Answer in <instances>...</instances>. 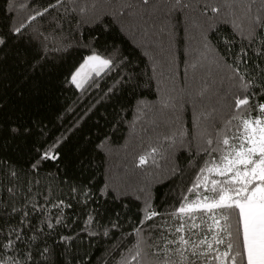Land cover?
<instances>
[{
  "label": "snow or ice",
  "instance_id": "1",
  "mask_svg": "<svg viewBox=\"0 0 264 264\" xmlns=\"http://www.w3.org/2000/svg\"><path fill=\"white\" fill-rule=\"evenodd\" d=\"M177 5L183 7L179 0ZM18 7L31 10L24 21L17 24L14 17L8 16L0 22V139L10 140L20 154L19 161L0 158V174L20 185L19 190L15 185L7 189L9 201L0 210V264H90L85 257L76 255L83 246L82 237L86 234L88 241L110 238L119 230L121 239L125 238L127 212L121 209L128 207V197L110 182L95 180V156L80 153L70 168L67 146L102 105L113 108L112 119L119 123L129 112L145 107L141 89L151 87L155 81L159 91L158 65L153 49L146 45L138 47L151 61L150 73L124 53L114 37L125 31L119 15L99 11L81 16L78 13H85V7L70 8L68 0L35 7L31 2L18 3ZM205 11H209L208 6ZM210 11L216 13L218 9L211 7ZM52 12L55 15L47 28L36 24ZM48 29H53V34ZM213 30V24L202 30L200 48L234 73L243 65L237 85L241 94L232 102L237 110L244 111L231 141H206L203 164L198 170L193 167L191 186L187 194L181 191L179 206L171 213L179 221L174 239H166L163 249L157 250L155 255L160 259L156 264H264V19L257 17L251 22L247 44L241 43L239 51L231 47L234 41L227 37L221 49L212 38ZM235 31L234 28V34ZM168 39L172 44L173 32H169ZM73 49H82L83 54L61 85L73 89L78 103L75 108L68 106L58 111L52 119L45 114L41 97L56 85L45 77L50 76L54 61L63 62ZM254 59L261 63L248 76L245 73ZM9 103L12 107L5 114ZM169 106L166 102L162 107ZM100 118L106 117L102 113ZM85 140L95 145L97 154L104 144L101 136L93 139L91 133ZM165 142L176 159L183 154L182 149L191 148L176 137L166 136ZM145 163L141 155L139 164ZM53 170L66 177L59 181L63 188L59 194L50 189L41 203L40 193L33 194V188L41 185L42 174L51 178ZM71 171L79 174L73 176ZM183 171L177 164L171 179ZM110 204L117 208L105 221V206ZM69 209L72 215L67 213ZM138 215L139 228L135 219H128L127 226L133 229L126 234L128 237L143 234L144 226L162 213L150 199H145ZM15 217L19 219L13 222ZM78 223L83 226L76 231ZM65 230L69 234H64ZM139 255L137 252L133 256L131 264H136Z\"/></svg>",
  "mask_w": 264,
  "mask_h": 264
},
{
  "label": "trees",
  "instance_id": "2",
  "mask_svg": "<svg viewBox=\"0 0 264 264\" xmlns=\"http://www.w3.org/2000/svg\"><path fill=\"white\" fill-rule=\"evenodd\" d=\"M29 2L35 7L37 4L47 6L54 0H13L12 4H9V0H0V22H4L8 16L14 17L17 24L24 21L31 10L28 7L19 8L18 3L27 5ZM179 4L183 7H178L177 0H147V3L144 0H68L70 8L85 7V13H78L81 16H90L99 11L119 15L125 31L118 36L114 34V37L121 49L142 70L149 73L151 61L143 56V50L138 45L143 44L153 49L152 55L161 77L159 91L155 81L151 87L141 89L144 92L143 99L147 102L145 107L129 112L124 117V122L119 123L112 119L113 108L102 105L84 123L82 129L73 135L67 146L70 168L76 155L91 154L96 157L95 180L110 182L128 197L125 201L128 207L121 209L127 212L123 229L125 238L121 239L119 230L110 238L101 237L88 241L86 234L82 237L83 246L78 248L76 255L85 257L90 264H131L137 252L140 255L136 264H156L160 259L155 255L157 250L163 249L166 239H174V230L179 221L171 213L179 206L181 191L187 194V188L191 186L195 176L193 167L198 170L203 164L201 157L206 141L213 139L222 143L225 138L231 141L232 133L243 114L244 109L237 110L232 102L241 94L237 85L243 65L234 73L224 63L206 56L200 48V35L206 25L213 24L215 30L211 35L220 48L225 47L224 38L227 37L234 41L231 47L239 51L241 43L247 44L245 38L251 22L257 17L264 19V0H179ZM205 6H208L209 11H205ZM211 7H216L218 11L211 13ZM54 15L55 12H52L45 20H38L36 24L47 28L48 21ZM64 27L67 29V25ZM170 31L174 33L172 44L168 39ZM48 33L53 34V29H48ZM65 38L70 39L66 34ZM258 46L259 37L256 51L259 50ZM82 54V49H73L63 57V62L54 61L55 67L51 68L50 76L45 77L56 85L47 96L41 97L45 114L52 119L65 107L77 106L73 89L62 86L61 81L78 65ZM141 59L143 64L140 63ZM260 63L259 59H254L245 74L251 76L252 69ZM166 102L170 106L165 109L162 106ZM11 107L12 104L9 103L4 113H8ZM102 113L106 118H100ZM98 119L99 124H96ZM90 133L93 139L96 135L104 139L98 154L95 145L88 144L85 140ZM166 136L176 137L186 145L190 144L191 148L182 149L183 154H178L176 159L168 151ZM15 148L16 145L7 138L0 139V158L19 161L20 154ZM141 155L146 158L143 166L139 164ZM177 164L184 171L177 173L176 179H171ZM53 173L51 178L42 174L41 185L33 188V194L40 193L41 203L43 195H47L50 189L54 194H59L63 188L59 181L66 177L62 172L56 175L53 170ZM70 174L75 176L79 173L71 171ZM166 180L170 182L163 183ZM14 185L17 190L20 189V185L11 177L0 174V201H3L0 203V210L9 201L7 189ZM24 192L26 193V186ZM145 199H150L162 215L148 222L143 234L136 233L128 237L126 234L133 232L127 226L128 219H135L136 227H140L141 216L138 213ZM105 207L108 208V213L104 216L107 221L112 209L117 206L110 204ZM67 213L73 214L71 209ZM18 219L13 218V222ZM153 225L156 227L153 228ZM82 226V223H78L74 229L79 231ZM64 234L69 233L65 230Z\"/></svg>",
  "mask_w": 264,
  "mask_h": 264
}]
</instances>
